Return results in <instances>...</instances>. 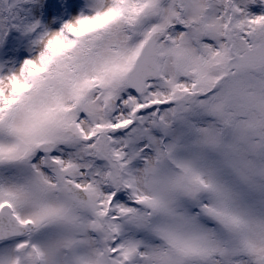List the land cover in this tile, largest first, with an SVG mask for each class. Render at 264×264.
<instances>
[{"label":"snow or ice","instance_id":"6c2138e0","mask_svg":"<svg viewBox=\"0 0 264 264\" xmlns=\"http://www.w3.org/2000/svg\"><path fill=\"white\" fill-rule=\"evenodd\" d=\"M0 264H264V0H0Z\"/></svg>","mask_w":264,"mask_h":264}]
</instances>
